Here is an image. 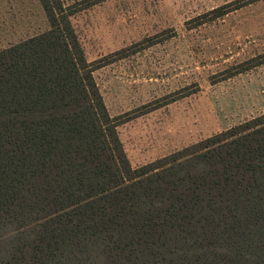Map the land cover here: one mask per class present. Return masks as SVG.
Segmentation results:
<instances>
[{
  "label": "trees",
  "instance_id": "16d2710c",
  "mask_svg": "<svg viewBox=\"0 0 264 264\" xmlns=\"http://www.w3.org/2000/svg\"><path fill=\"white\" fill-rule=\"evenodd\" d=\"M38 1L49 29L0 50V264H264V114L132 167L93 73L156 43L89 62L71 18L106 0Z\"/></svg>",
  "mask_w": 264,
  "mask_h": 264
},
{
  "label": "rangeland",
  "instance_id": "374dc122",
  "mask_svg": "<svg viewBox=\"0 0 264 264\" xmlns=\"http://www.w3.org/2000/svg\"><path fill=\"white\" fill-rule=\"evenodd\" d=\"M234 1L106 0L71 18L89 62L156 43L93 73L109 115L133 117L117 128L132 167L264 114V63L227 74L264 55V0L209 20ZM48 29L38 0H0V50Z\"/></svg>",
  "mask_w": 264,
  "mask_h": 264
}]
</instances>
